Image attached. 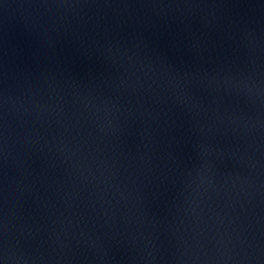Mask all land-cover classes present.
Instances as JSON below:
<instances>
[{"label":"water","instance_id":"water-1","mask_svg":"<svg viewBox=\"0 0 264 264\" xmlns=\"http://www.w3.org/2000/svg\"><path fill=\"white\" fill-rule=\"evenodd\" d=\"M0 264H264V0H0Z\"/></svg>","mask_w":264,"mask_h":264}]
</instances>
